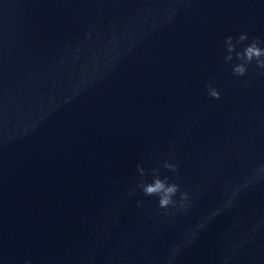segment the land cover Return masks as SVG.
Here are the masks:
<instances>
[{"label":"water","instance_id":"95a60500","mask_svg":"<svg viewBox=\"0 0 264 264\" xmlns=\"http://www.w3.org/2000/svg\"><path fill=\"white\" fill-rule=\"evenodd\" d=\"M228 36L236 51L255 38L264 48V0H0V264H104L128 240L126 259L144 264L207 217L251 167L250 134L264 159V69L233 75ZM173 147L177 173L163 168ZM138 165L159 166L194 206L164 217L156 197L121 199ZM253 209L264 216V184L177 264H217ZM242 257L264 264V252Z\"/></svg>","mask_w":264,"mask_h":264},{"label":"clouds","instance_id":"9594fccd","mask_svg":"<svg viewBox=\"0 0 264 264\" xmlns=\"http://www.w3.org/2000/svg\"><path fill=\"white\" fill-rule=\"evenodd\" d=\"M233 37H227V52L225 61L233 60V53L235 58L241 63L233 66L232 72L236 76H245L248 71V65L253 61L256 62L257 67L264 69V48L260 47L262 41L259 38L247 45L243 51H236L235 45L232 44ZM248 40L247 34L239 36L237 43H243ZM264 74V73H262ZM208 95L216 100L221 98L220 91L213 87L211 83L207 85ZM249 145V156L251 167L248 172L241 178L239 183L229 184L226 188L224 197L219 205L214 208L207 217L197 223L194 227L189 229L184 236L174 243L163 256L148 257L145 255L144 264H177L181 253L189 248L203 232L205 227L220 214L237 207L240 196L247 190L264 184V159L256 157L253 152L256 144V137L249 135L247 137ZM175 152L173 147L169 154V159L163 161V168L170 172L177 173L179 171V164L171 161V157ZM139 178L126 194H121V199H127L129 196L135 195L137 192H142L146 197H156L157 205L164 217H173L176 214H187L195 204V197L191 190H182L181 185L167 175L161 176L160 167H153L147 171L142 165L137 166ZM149 175L151 180L148 179ZM120 206V201L114 202L108 209L104 211V215L108 213H115ZM137 207L143 208V201H137ZM249 219L252 221L248 227L241 229L238 234L231 239L227 234L223 237L226 241L217 264H241L243 259L242 252L248 249L249 255L256 252H264V246L260 248H252L257 239L264 235V216L257 218L256 211L253 209L249 212ZM234 225L233 227H238ZM109 224L104 223L103 229L98 235L108 238L110 233L108 231ZM133 247L132 240L125 241L122 247L114 248L111 253L105 258L104 264H138V262L128 257L126 259L125 253ZM95 257H82L79 264H93ZM30 264V262H28ZM252 264H259V257H253Z\"/></svg>","mask_w":264,"mask_h":264}]
</instances>
